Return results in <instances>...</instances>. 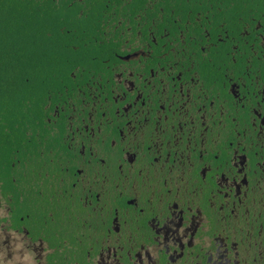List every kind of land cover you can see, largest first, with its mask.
<instances>
[{
    "label": "flooded vegetation",
    "instance_id": "obj_1",
    "mask_svg": "<svg viewBox=\"0 0 264 264\" xmlns=\"http://www.w3.org/2000/svg\"><path fill=\"white\" fill-rule=\"evenodd\" d=\"M53 3L96 55L1 155V261L264 264V0Z\"/></svg>",
    "mask_w": 264,
    "mask_h": 264
},
{
    "label": "trees",
    "instance_id": "obj_2",
    "mask_svg": "<svg viewBox=\"0 0 264 264\" xmlns=\"http://www.w3.org/2000/svg\"><path fill=\"white\" fill-rule=\"evenodd\" d=\"M63 10L47 0H0L4 100L0 165L1 155L6 158L17 145L23 154L31 152L26 132L37 121L45 98L61 89L75 69L93 64L96 48L71 37L80 30L74 27L76 18L65 16Z\"/></svg>",
    "mask_w": 264,
    "mask_h": 264
},
{
    "label": "snow or ice",
    "instance_id": "obj_3",
    "mask_svg": "<svg viewBox=\"0 0 264 264\" xmlns=\"http://www.w3.org/2000/svg\"><path fill=\"white\" fill-rule=\"evenodd\" d=\"M22 2H27V0H22ZM2 41H3V30H2V20H0V56H2ZM3 112H4L3 92L2 89H0V135H2Z\"/></svg>",
    "mask_w": 264,
    "mask_h": 264
},
{
    "label": "rangeland",
    "instance_id": "obj_4",
    "mask_svg": "<svg viewBox=\"0 0 264 264\" xmlns=\"http://www.w3.org/2000/svg\"><path fill=\"white\" fill-rule=\"evenodd\" d=\"M15 260L14 258H4L3 261L0 259V264H14Z\"/></svg>",
    "mask_w": 264,
    "mask_h": 264
}]
</instances>
